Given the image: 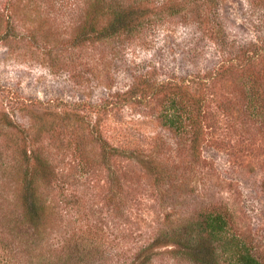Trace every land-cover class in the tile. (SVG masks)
I'll use <instances>...</instances> for the list:
<instances>
[{
	"label": "rangeland",
	"instance_id": "374dc122",
	"mask_svg": "<svg viewBox=\"0 0 264 264\" xmlns=\"http://www.w3.org/2000/svg\"><path fill=\"white\" fill-rule=\"evenodd\" d=\"M194 2L153 10L135 37L93 39L108 18L90 28L88 0H0V162L17 152L3 126L14 121L58 187L38 264L56 263L78 230L99 251L80 264H130L147 246L143 264H198L176 233L211 209L264 264V0ZM172 96L192 110L175 109L176 128L163 116Z\"/></svg>",
	"mask_w": 264,
	"mask_h": 264
},
{
	"label": "trees",
	"instance_id": "16d2710c",
	"mask_svg": "<svg viewBox=\"0 0 264 264\" xmlns=\"http://www.w3.org/2000/svg\"><path fill=\"white\" fill-rule=\"evenodd\" d=\"M199 1L201 4L206 2L216 4L217 0ZM154 2L155 0H88L90 28H95L102 18H108L102 29L95 32L91 30V38L101 39L122 34L135 37L147 23L157 22L153 21L154 19H146L153 10V14H177L185 5L190 4L192 7L197 5L194 0H161L158 4ZM157 9L158 12L155 11ZM81 34L84 32L79 36ZM227 60L224 58L215 73L228 69ZM159 85H150L151 92H157L164 87V83ZM171 87L175 94L184 90L181 82L173 81ZM170 104L174 110L163 115L168 125L175 128L178 126L176 122L179 121V114L175 110L178 108L187 109L191 119V108L183 106L180 99L172 96ZM3 126L11 130L17 152L13 151L15 156H10L11 161L0 162V264H38L40 256L35 250L42 247L40 241L45 238L52 216L55 214L50 198L53 191L55 193L58 191L55 172L42 151L33 147L24 128L14 121H5ZM18 137L20 144L15 142L18 141ZM100 140L106 156L115 154L116 148L110 147L103 139ZM151 169L156 175V180L162 183L165 175L153 166ZM181 228L187 234L182 237L179 232L176 233L178 237L175 242L180 247L178 251L194 263L217 264V249L223 247L221 250L226 253L228 264H263L244 242L231 233L229 218L222 211L211 209L201 212L198 216L189 218ZM93 238L91 230L72 232L60 242L59 259L52 264H80L81 261L96 257L99 252L98 243L94 244ZM149 249L150 246H147L140 251L136 255L138 257H134L130 264L149 262Z\"/></svg>",
	"mask_w": 264,
	"mask_h": 264
}]
</instances>
